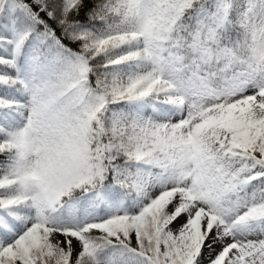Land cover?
Segmentation results:
<instances>
[{"label": "snow or ice", "instance_id": "6c2138e0", "mask_svg": "<svg viewBox=\"0 0 264 264\" xmlns=\"http://www.w3.org/2000/svg\"><path fill=\"white\" fill-rule=\"evenodd\" d=\"M0 264H264V0H0Z\"/></svg>", "mask_w": 264, "mask_h": 264}]
</instances>
